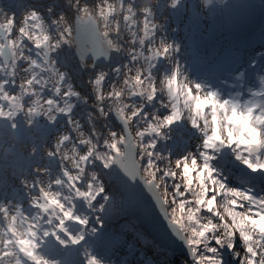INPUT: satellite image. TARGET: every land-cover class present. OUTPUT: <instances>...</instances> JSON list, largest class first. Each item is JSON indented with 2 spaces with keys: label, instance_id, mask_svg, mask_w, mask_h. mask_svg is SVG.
<instances>
[{
  "label": "snow or ice",
  "instance_id": "snow-or-ice-1",
  "mask_svg": "<svg viewBox=\"0 0 264 264\" xmlns=\"http://www.w3.org/2000/svg\"><path fill=\"white\" fill-rule=\"evenodd\" d=\"M191 12L186 0L0 6V172L11 167L20 179L11 193L0 186V264H104L86 240L116 207L105 176L117 169L153 191L194 264H224L218 249L264 264V196L226 184L211 163L228 151L264 172V76L241 101L184 75L181 45L167 34L170 20ZM73 16L92 38L78 46L90 74L83 94L62 70ZM89 51L110 60L107 71L86 65ZM178 123L197 143L173 154ZM27 143L24 156L17 146Z\"/></svg>",
  "mask_w": 264,
  "mask_h": 264
},
{
  "label": "rangeland",
  "instance_id": "rangeland-1",
  "mask_svg": "<svg viewBox=\"0 0 264 264\" xmlns=\"http://www.w3.org/2000/svg\"><path fill=\"white\" fill-rule=\"evenodd\" d=\"M46 2L47 0H0V6H11L16 4L41 5ZM94 2L95 0H88L89 6H91ZM153 2L155 3V0H153ZM201 2L202 0H186L189 8L192 9L191 14L187 17L181 16L174 21L170 20L169 32L167 35L169 38V42L175 40L179 45H181L182 50L178 55V60L180 62V66L184 75H186L190 80L204 85L199 81H195L193 79L194 75L191 74L192 70L200 68V59L198 58V56L202 52V47L198 45L199 39H205L206 37L211 36V33H209L211 21L214 22L216 19H219L220 23L223 24V28L225 22L231 17V15L228 13L230 10V7L227 6L228 0H214L211 8H199L198 4ZM260 2H262L264 7V0H260ZM216 6H218L219 8L217 9ZM17 11L22 17L23 12L19 8L17 9ZM74 19L75 16L72 17L73 28ZM159 22H163V20ZM193 23L196 24V26H191ZM174 29H177V31H173ZM203 42L206 43L205 41ZM225 42L227 44L231 43L230 40ZM65 47L66 66L62 70L69 73L71 81L76 90L80 91L82 94L89 92L90 85L88 82L90 74L88 73V71L81 70L77 65L76 66L78 70L76 73L75 64H77V61L74 57V44L70 49H68L67 46ZM85 63L91 65V60L87 59ZM67 64H69L71 68H73V70H71L67 66ZM101 68H103L105 71L108 70V68ZM77 74L81 76L83 75L82 79L84 78V80H77ZM83 110L84 109L81 107L77 109V112H82ZM173 128L174 132L172 134V139L167 142L168 147L171 148L173 154H179L183 151H187L195 147L197 141L193 138V134L189 126L178 123L177 125H174ZM9 143L13 142L10 140ZM31 147V143L20 144L17 146V150L24 156H28L31 151ZM43 151L44 153H46L47 149L45 148ZM9 159L11 160L12 157H9ZM211 163L216 169L219 178H222L223 182H225L226 184L232 186V180L239 179L238 182H241V187L245 188L255 183L260 184L263 187V190L261 191H264V172H252L245 165H243L239 161H236L230 152L225 151L217 153L216 159ZM2 173L4 174L0 175V182L2 183L1 186L7 185V190L9 193H11L13 188H20V179L17 175H14V170L11 167L7 168ZM12 175L14 176V178L11 177ZM252 176H254V181H250V178H252ZM115 182L116 180L113 175L105 176L107 192L117 196L116 207L109 215H105L104 213L99 214L101 218L100 223H94L93 225L97 229V231L95 234L90 235L86 240V243L91 245L92 250L104 261V264H194L193 259L190 256L189 247L187 246L182 235L179 234V231L175 229V232H171L168 229V234L174 242L177 241L176 245L180 247V250L174 253L169 251L166 247H163V249L160 250L164 252V255L160 256L156 250L153 251L152 249H150V247L141 244V242H139V239L133 232L131 233L127 230L118 229L117 226L109 225L110 217L117 214V211L120 210L121 195L116 193L115 191ZM258 193H260V191H258ZM170 195L171 194L169 193V196ZM170 212L171 209H169V213ZM177 214H179V210H177ZM105 233L106 236H103V234ZM149 242L151 243V240H149ZM101 244H103L104 246L102 247ZM218 251L220 252L224 264H239V260L233 257V253L231 250L218 249Z\"/></svg>",
  "mask_w": 264,
  "mask_h": 264
},
{
  "label": "water",
  "instance_id": "water-1",
  "mask_svg": "<svg viewBox=\"0 0 264 264\" xmlns=\"http://www.w3.org/2000/svg\"><path fill=\"white\" fill-rule=\"evenodd\" d=\"M229 5L231 6V9L228 13L231 14V20L228 22V27L233 32L241 30V26L243 24L251 21L256 22L261 17L259 15L261 10L258 7L255 8L256 4H254L251 0H231ZM73 38L74 57L78 66L82 70L84 65H81L80 63L78 46L90 48L92 38L87 31V26L84 25L78 27L75 19ZM87 58H90L92 60V64L95 63L99 67L107 65L110 62V60L103 55L97 54L93 56L90 51L86 53L85 62ZM116 173L117 174L114 175L116 180L114 188L115 191L122 196L120 204L123 211L128 214L135 215L144 228L160 245L165 244L171 251H179L180 247L176 245L177 241L174 242L168 234V229L171 232H175L174 229L179 231V229L169 223L161 205L157 203L153 191L150 190L143 183V181H140L139 178L136 180H128L123 176V173L119 172L118 169L116 170ZM125 183L130 185V189H125Z\"/></svg>",
  "mask_w": 264,
  "mask_h": 264
},
{
  "label": "bare ground",
  "instance_id": "bare-ground-1",
  "mask_svg": "<svg viewBox=\"0 0 264 264\" xmlns=\"http://www.w3.org/2000/svg\"><path fill=\"white\" fill-rule=\"evenodd\" d=\"M261 27H262V29L264 30V23H262V25H261ZM260 35V34H259ZM260 43H261V41H260ZM224 45H226V42L224 43ZM259 49H264V46H261V47H259ZM231 53V52H230ZM229 65H231V63H233L232 61H230V62H227ZM109 64H107V65H104L103 67L104 68H108L107 66H108ZM236 65L238 66V64L236 63ZM203 72V71H202ZM195 76V75H194ZM231 77H233V80H234V76H232L231 75ZM195 78L196 79H198L199 80V78L197 77V76H195ZM226 78V76L225 75H222V77H221V81H223V79H225ZM249 78L251 79L250 80V82H249V84H247L246 82H244L243 84H241V80H235V81H226L225 82V84H224V89H227V90H229V93L231 94V92L232 91H235V90H239V91H242L243 92V97H245V96H247V100L248 99H251V98H253L252 96H251V93L252 92H256V91H258V90H261V83H260V88H259V84H257L256 83V80H258L259 79V77L254 73V74H250L249 75ZM240 84V86H236L237 84ZM217 83L215 82V81H212V82H210V83H208V85H207V87H209V88H211V89H213V90H215V91H217ZM259 88V89H258ZM258 89V90H257ZM223 99H233V97H231V96H221ZM256 99H259V97L258 98H256ZM241 101H246V100H244V99H242ZM254 176H252V178H250V181H254V178H253ZM235 179V178H234ZM236 180V181H235ZM235 180H232L233 182H231L232 183V186L233 187H236V188H238V189H240V190H243V189H241V182H238L239 181V179H235ZM264 182V181H263ZM246 191V190H245ZM255 196H257V197H259V195H255ZM262 196H264V195H262Z\"/></svg>",
  "mask_w": 264,
  "mask_h": 264
},
{
  "label": "trees",
  "instance_id": "trees-1",
  "mask_svg": "<svg viewBox=\"0 0 264 264\" xmlns=\"http://www.w3.org/2000/svg\"><path fill=\"white\" fill-rule=\"evenodd\" d=\"M76 65L77 64H75V66ZM67 66L71 70H73V68H71V66L69 64H67ZM75 70L77 73V70H78L77 66H76ZM82 76L77 74L76 79L81 80ZM82 80H84V78ZM7 177H9V176H7ZM11 177L14 178L13 175ZM117 212H118L117 214L111 216L112 219L110 218L111 220L109 221L110 225L118 226L119 229H124V230H128L130 232H133L136 237L140 238L142 244H144L146 246L154 245L156 248H158L157 244L153 241L152 237L146 232V230L141 226V224L138 222V220L135 217L123 215L121 210H119ZM149 240H151L152 244L149 242ZM156 251L159 253L160 256L164 255V252H162L159 248L156 249Z\"/></svg>",
  "mask_w": 264,
  "mask_h": 264
}]
</instances>
